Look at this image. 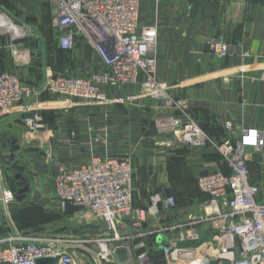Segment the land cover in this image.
<instances>
[{"label": "crops", "instance_id": "crops-1", "mask_svg": "<svg viewBox=\"0 0 264 264\" xmlns=\"http://www.w3.org/2000/svg\"><path fill=\"white\" fill-rule=\"evenodd\" d=\"M39 1L21 0V4L31 7ZM185 3L187 9L182 8L173 25H157L158 79L168 85L171 96L188 101L195 120L213 137L229 136L227 121H232L237 130L255 126L264 133V0H181L182 7ZM34 8L43 21L41 7ZM51 28L43 25L39 36L33 34L36 39L32 34L24 39L11 35L0 39V70H12L23 83L38 88L14 112L0 115V191L15 184L17 173L30 186L26 199L16 200L13 207L2 205L0 247L8 237L22 236L24 230L17 225L20 209L31 203L47 208L58 202L53 199V181L60 167H77L93 155L132 154L137 171L142 170L149 180L160 179L159 185L152 187L159 194L173 188L169 181L173 170L184 178L227 168L225 159L219 158L212 147L166 145L165 138L158 135L155 120L168 108L143 94L138 85L106 88L110 98L134 97L122 103H70L44 90L43 84L51 75L84 74L105 68L94 44L84 35L76 36L72 50H64L59 45L60 30L52 22ZM214 38L229 44L227 56L222 57L211 48ZM245 52L250 56H244ZM22 108L42 117L36 131H30L22 120ZM247 155L252 180L260 183L264 193L261 155L253 149H248ZM138 177L135 172L134 206L147 209L150 205L146 206L142 196L147 189L141 187ZM164 217L165 214L161 216ZM192 217L191 213L188 219ZM151 218L147 216L141 228H134L131 220L127 221L123 227L124 244L131 251V259L125 263L114 259L112 264H143L137 259L142 250H147L151 262L156 264L149 252L155 255L151 241L155 237L141 231L151 226ZM179 221L181 215L168 223L176 225ZM211 224L218 225L219 221H210ZM9 230L11 234L6 235ZM155 239L159 241L158 237Z\"/></svg>", "mask_w": 264, "mask_h": 264}, {"label": "built area", "instance_id": "built-area-1", "mask_svg": "<svg viewBox=\"0 0 264 264\" xmlns=\"http://www.w3.org/2000/svg\"><path fill=\"white\" fill-rule=\"evenodd\" d=\"M143 1L56 0L52 17L53 25L60 30L61 48L72 50L76 36L82 34L92 41L105 68L84 74L51 75L43 89L64 102L122 103L134 97L110 98L106 88L131 84L160 100L168 111L157 118L156 125L166 136V145H211L228 165L227 171L218 168L198 176V186L208 197V214L194 215L191 222L185 223L190 228L181 233L172 252L180 261L177 264H264V197L260 183L252 180L247 155L248 149L258 152L264 167V134L255 126L237 130L232 121H227L229 136L217 140L195 120L185 99L171 97L168 85L157 77L158 27L142 22ZM4 33L14 38L23 36L0 29V35ZM210 46L222 57L229 54V44L222 38H214ZM244 56L250 53L245 52ZM37 91L34 85L23 83L14 71L0 70V115L14 112ZM22 110V120L30 131H36L42 117L26 108ZM134 192L131 155H93L77 167H60L55 175L54 196L60 207L82 208L107 225L108 236L99 240L98 253L105 261L116 259V249L125 245L123 227L128 220L132 227L141 228L146 217L154 216L159 208L172 211L177 205L175 196L159 195L152 208L138 209L134 206ZM15 201L10 189L0 191V211L3 204L9 206ZM203 221H219L220 228L197 247H180L179 241L200 239L192 225ZM7 240L9 243L0 247V264H37L43 257H58V264H82L59 239L16 235ZM143 245L140 243L142 248ZM164 248L167 252L168 247ZM137 259L153 264L147 250H142Z\"/></svg>", "mask_w": 264, "mask_h": 264}, {"label": "rangeland", "instance_id": "rangeland-1", "mask_svg": "<svg viewBox=\"0 0 264 264\" xmlns=\"http://www.w3.org/2000/svg\"><path fill=\"white\" fill-rule=\"evenodd\" d=\"M56 0H40L39 2H34L31 7H23L21 4V0H0V12L6 14L10 17L14 22V30L11 31L16 33L20 31L18 34L23 35L24 39L28 34L33 36H39V30L43 28V25L47 24V27L52 30L51 22L53 26V17L52 11L55 7ZM164 1V0H163ZM162 0H145L142 4L141 10V20L145 25L155 24L162 25L166 23L169 25H173L172 21H175L177 16H180V12L186 8V3L184 7H182L181 0H167L169 2H163ZM39 5V6H37ZM145 5V7H144ZM34 7H41V14L43 15V21L38 18L36 9ZM35 9V10H34ZM177 13V14H176ZM176 14V16H174ZM42 21V22H41ZM46 22V23H45ZM45 23V24H43ZM34 34V35H33ZM9 33H4L0 35V39L4 40L6 37L10 36ZM21 38V39H22ZM36 39V38H35ZM19 41V40H18ZM174 99H183L180 97L171 96ZM188 103V101L185 99ZM189 106V104H188ZM190 112L192 114L191 108L189 106ZM167 113V112H166ZM165 113V114H166ZM164 115V114H162ZM160 115V116H162ZM158 116L157 118H159ZM156 118V120H157ZM155 120V128L158 132V135L161 137H166L161 134L158 130ZM218 140V139H217ZM190 147V146H187ZM209 147H212L211 145ZM207 147V148H209ZM191 148V147H190ZM219 158L222 157L218 151L212 147ZM134 160V156L129 154ZM222 159V158H221ZM224 159V158H223ZM224 162V161H223ZM135 167V162H134ZM264 170V168H263ZM171 171V170H170ZM136 176L139 173L141 187L145 188L146 192L142 193V196L146 199V206L152 208L154 205V199H157V196H167L173 195L177 199V205L172 211H162V208H159L158 211L153 217L150 219V227L147 229L141 230L145 232H151L150 235L159 239L157 242L155 238H152V244L155 246L153 252L150 250V255L156 264H169L172 262L177 264L180 261H177L175 256H173L172 252L176 249V245L174 244L177 240V237L181 234L182 225L188 222H191V219H188L192 213V216H204L206 217L208 214V197L205 193L199 189L197 178L194 174H189L188 177L179 178L172 171L173 177L169 179L172 182L173 188L166 189L162 191V194L157 193L158 189L153 190L152 187L156 188L160 182L159 178H146L143 174V171H137L135 167ZM56 175V174H55ZM55 181V177H54ZM53 181V182H54ZM257 182V181H256ZM151 183V184H150ZM151 187V188H150ZM264 188V187H263ZM262 189V187H261ZM263 193V192H262ZM264 194V193H263ZM55 201L57 199L55 196L53 197ZM15 203V202H14ZM12 204V207L14 205ZM53 205V206H51ZM49 207H45L39 204L31 203V205L27 206V208L20 209L19 223L22 227L20 229L24 230L22 236L29 237H38L44 236V238H55L59 239L60 242L64 245L66 251L75 257L82 264H112V261L101 260L98 256L100 246L99 240L108 236L107 234V225L97 220L93 215L82 208L76 207H60L58 202H53ZM59 205V206H58ZM160 207V206H159ZM13 209V208H12ZM11 209V210H12ZM13 211V210H12ZM180 212V214H177ZM176 213V214H175ZM166 215V217L161 218L162 215ZM181 215V221L177 222L181 226H176L171 228L175 224L168 223L169 220L172 221L174 219L179 218ZM156 216V217H155ZM169 219V220H168ZM176 223V225H178ZM210 221L198 222L192 225L193 228L199 233L200 238L211 239L213 235L219 230L220 225H209ZM7 226V225H6ZM185 230L183 233L187 231L189 226H183ZM187 227V228H186ZM5 227L3 230H5ZM183 228V229H184ZM26 230V231H25ZM11 234L9 230L6 235ZM14 237V236H13ZM110 237V236H109ZM11 238V237H8ZM4 244H8L9 240L4 239ZM199 243H196V246H186L178 245L180 247H197ZM164 247H168V251H165ZM178 263V264H179Z\"/></svg>", "mask_w": 264, "mask_h": 264}, {"label": "water", "instance_id": "water-1", "mask_svg": "<svg viewBox=\"0 0 264 264\" xmlns=\"http://www.w3.org/2000/svg\"><path fill=\"white\" fill-rule=\"evenodd\" d=\"M14 181L15 184H10L9 189L14 194L15 199L20 201L26 199L30 191V186L27 183L26 178L22 174L17 173ZM115 258L120 263L129 261L131 259V251L129 247L125 245L118 246L115 251ZM58 260V257H43L38 259L37 264H58ZM212 264H217V262L213 261Z\"/></svg>", "mask_w": 264, "mask_h": 264}, {"label": "bare ground", "instance_id": "bare-ground-1", "mask_svg": "<svg viewBox=\"0 0 264 264\" xmlns=\"http://www.w3.org/2000/svg\"><path fill=\"white\" fill-rule=\"evenodd\" d=\"M13 24H14V22H13V20L10 17H8L4 13L3 14L0 13V29H2V30H8V31L11 32V31L14 30V25ZM13 34L16 35L15 33H13Z\"/></svg>", "mask_w": 264, "mask_h": 264}, {"label": "trees", "instance_id": "trees-1", "mask_svg": "<svg viewBox=\"0 0 264 264\" xmlns=\"http://www.w3.org/2000/svg\"><path fill=\"white\" fill-rule=\"evenodd\" d=\"M211 136H212V135H211ZM214 138H215V137H214ZM216 139L221 140V139H223V138L217 137ZM226 165H227V163H226ZM224 170H226V171L228 170V165H227V168H225ZM70 207H71V206H70ZM21 215H22V213H20V211H18V212H17V217H18V216H21ZM17 225L19 226V228L22 227V226L20 225L19 221H18ZM204 238H206V237H204ZM204 238H200V239H198V240H186V241H180L179 244H180V245H186V246H196V243H199V241H200V244H201L202 242H204V241L207 240V239H204Z\"/></svg>", "mask_w": 264, "mask_h": 264}]
</instances>
